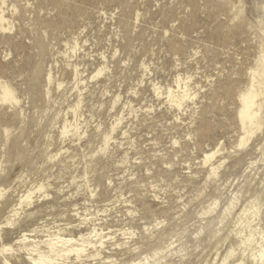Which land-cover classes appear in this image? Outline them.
I'll return each mask as SVG.
<instances>
[{"label": "rangeland", "instance_id": "374dc122", "mask_svg": "<svg viewBox=\"0 0 264 264\" xmlns=\"http://www.w3.org/2000/svg\"><path fill=\"white\" fill-rule=\"evenodd\" d=\"M8 2L18 10L14 17L9 14L11 10L8 13L14 19L13 30L0 33V76L18 89L24 112L0 104V185L12 186L0 205V220L17 195L36 181L49 179L56 188L63 187V193L51 189L47 202L35 203L33 216L23 214L16 229L3 230L4 241H14L20 230L35 225L76 224L73 203L79 210L84 206L91 210L108 208L103 225H130L131 218L126 213L130 205L123 203L125 198L139 210L133 225L141 247L139 253L118 252L120 261L176 241V248L170 252L181 251L162 255L160 264H204L214 262L217 256L222 258L231 245L236 246L233 221L245 202L261 189L264 179L259 150L264 147V137L258 134L248 147L239 149L241 125L236 113L239 89L249 79L248 67L256 63L264 49L262 0H238L243 9L236 22L232 18L234 7L228 0ZM76 37L83 47L73 61L82 62L85 75L95 68L101 54L107 57L110 69L89 83L82 105L87 135L73 143L69 138L63 140L59 132L62 117L75 99L70 90L73 70L60 52L66 49V41ZM143 62L149 71H143ZM50 71L55 79L64 81L60 91L55 84H48ZM178 73L192 74L193 81L204 91L197 108H187L179 114L182 122L176 121L177 111L152 90L153 82L173 85ZM115 95H120L121 104L130 100L136 110L140 109L131 116L124 110L127 136H120L118 144L113 143L105 156L99 151L97 125L102 124L103 131L115 114L121 113V104L110 111ZM6 128L10 130L8 137ZM90 138L93 141L88 143ZM173 139H178L179 144L174 145ZM221 142L228 156L221 169L222 178L205 183L204 152ZM61 148L69 151L49 162L46 155ZM124 151H128L129 158L120 165ZM250 161L256 163L251 165ZM87 166L93 196L81 178ZM236 192L240 198L238 207L221 225V234L215 235L214 228L220 226L224 210ZM118 196L120 201L116 202ZM214 198L220 200L219 207L202 218L203 207ZM190 200L183 209L182 203ZM162 201L174 207L169 215L162 212ZM144 213L147 218L140 220ZM155 218L165 221L152 237L142 226L145 221L154 224ZM262 219L264 226V208ZM201 223L205 229L198 235ZM240 257L238 251L234 259ZM18 258L21 257H12V262L26 264ZM246 264L253 263L247 260Z\"/></svg>", "mask_w": 264, "mask_h": 264}, {"label": "bare ground", "instance_id": "6f19581e", "mask_svg": "<svg viewBox=\"0 0 264 264\" xmlns=\"http://www.w3.org/2000/svg\"><path fill=\"white\" fill-rule=\"evenodd\" d=\"M228 1L233 7H235V4L238 3V0ZM9 10H11V13H9ZM17 10V7L14 4L10 5L8 0H0V33L4 34L13 30L15 24L12 16L14 17V14L17 12ZM262 33L264 34V29H262ZM65 46L66 49L64 51H61L60 53L65 58L67 66L71 67L73 70V82L70 90L75 93V99L70 105H68V110L62 117L61 124L59 126V132L60 137L63 140L69 138L71 142L75 143L82 141L83 138H85L87 135V130L84 129V123L82 122V105L85 101V93L89 89L88 86H90L89 83L104 75L110 68L107 57L105 56V54H101L100 60H98L95 68L91 71L90 74L87 73L88 75H85L84 73L86 71L81 68L82 62L73 61V58L77 56L78 52H80L83 47V45L81 46L79 38L76 37L73 40L66 41ZM117 51L115 52V54L117 53ZM115 54L113 55L115 56ZM141 68L144 72L150 70H148V66L144 62L141 63ZM145 69H147V71ZM247 71L249 79L245 86L241 87L238 92L239 104L236 113L237 119L241 125V131L238 136L237 147L240 144V137L242 136L246 137V147H248L254 137L259 134L258 131L255 135L251 134L253 131V127L255 126L256 129H259L261 126H264V99H262V97H264V49L260 51L256 63L250 65ZM47 81L49 85L55 84L58 91H60L64 86V81L55 79L52 71L48 73ZM173 83V85L166 84V86H162L159 83L153 82L152 90L155 96L158 99H163L171 110L174 109L175 111H177L178 114H175L176 121L182 122V118L179 116L180 113H183L185 110H187V108H197V100L202 91V85L193 81V75L189 73H178ZM134 92L135 91H133V93ZM47 93L50 97L52 93L50 87ZM192 97H195V99H192ZM111 99L110 111H115L117 106L121 104L120 101L122 99L120 95H115ZM15 101H19V103H16ZM21 103L22 100L18 94V89L13 86L9 80L4 79L0 76V104L9 105L12 109L19 108L23 113L24 109L22 108ZM133 104L134 103L130 100H128L127 102L125 101L123 104H121V113L115 114L114 119L105 130L102 131V124L99 123L97 125V132H99V134H96V138L99 137V151L102 155L106 156V154L110 152V147L113 143L118 144V139L120 138V136H122L121 138L124 139L127 136V131H125V127L123 126V122L125 121L124 119H126L124 116V110L127 109L129 111V115L131 116L140 109L139 108L136 110ZM59 115L60 113L57 114L58 117ZM5 134L8 137L10 135V130L6 128ZM188 136H191V134L188 133ZM92 141L93 139L90 138L88 140V143H91ZM173 144L178 145L179 140L173 139ZM48 148L49 147H47V149ZM59 150V152L55 153L49 152L46 155L47 160L49 162H52L57 159L62 152L69 151L68 148L65 150L61 148ZM224 150V144L221 142L218 143L215 147H212L204 152L203 165L207 168L205 183L209 181L220 180L222 178L221 169L226 163L228 157L224 155ZM259 150L262 151L261 160L264 162V147H259ZM127 152L124 151V156L122 155V158H120V160L118 161L120 165L128 161L129 157ZM255 163L256 161H250L251 165ZM168 167L171 168L172 164L168 165ZM0 170H3L2 163H0ZM194 176H196V173L194 174ZM81 178H84L85 183L83 185L90 190L91 196H93L94 188H91V184L88 179V166L86 167L85 176ZM261 184V189L257 190L254 196L245 202L240 211L237 213L235 222L233 221L234 229H232V232L237 237L236 246L231 245L222 258H219V256H217L214 259V262L206 261L204 264H246L247 260H251L253 264H262L261 254L264 253V226L261 222L263 220L262 214L264 208V179L262 180ZM41 185L45 187V192L43 193V195H41V193L36 190ZM152 187L155 186L153 185ZM0 188L5 190L4 198L0 199L1 205L5 197L11 192L12 186L0 185ZM51 189H56L57 192L63 193V187L56 188L54 185H52L49 179L47 181L42 180L32 183L30 187H27V189L17 195V198L10 205L5 218L3 220H0V223L6 224L7 218L10 216L11 212L13 210H17L20 212V216L16 222L15 227L10 228L9 230L16 229V226L20 223V219L22 218L23 214L33 216L34 213H36L34 211H31L35 207L36 202H47L50 199ZM30 193L32 194L31 196H29ZM26 197L28 199H25ZM153 197L156 200L159 199L157 194H154ZM67 198H69V196L65 197V199ZM181 198L182 197H180L179 199ZM21 200H24L23 207H20ZM119 201L120 199L118 196L116 198V202ZM191 202V200L187 203L183 202V209L186 208ZM239 202V193L236 192L233 194L230 202L227 204L224 210V214L219 222L220 226L218 225L214 228L215 235L221 234V225L224 223L225 219L229 215L231 216L233 211H235V209L238 207ZM123 203H126V206H131L127 207L126 209L127 215L131 218L130 225H118V227L116 228L113 225H103L102 220H104V216H107L108 208L91 210L90 207L84 206L82 210H79L80 207H78V204L73 203L72 215L75 217V221L77 222L76 224L72 222L58 224L55 222V225L53 226H48L47 224L35 225L28 230H20L15 240L10 243H6L4 241L2 235L3 230H0V240L2 242L0 248L10 246L15 249V252L11 255L1 256L2 261L7 260L8 264H14L12 262V257L20 256L21 258L18 259H23L25 262H27V264H31V261H28L27 259L28 255L30 254L28 250L34 249V251L31 253L33 256V260L39 258L35 254L36 252L47 255L48 252L45 242L48 240L49 236L55 238V236L59 234L65 240L69 238L78 240L80 236H84L86 237L84 243L95 245L94 248L87 249L88 255L81 256L79 261L76 260L75 256L66 257L65 264H111V262H115V264H160L161 256L169 253L176 248V241H171L166 246H159L153 249L151 252L143 254L140 253L138 256L133 257L126 262H123V260L120 261V259L118 258V252H120L121 254H125L124 250H132L136 253H139V249L141 247L140 245H138L139 238H137L136 226L133 225V223L135 222L134 218L138 215L139 210L135 206H132V200L124 198ZM162 203L164 205L167 202L162 201ZM219 204L220 200L218 198H214L207 207L204 206L200 213L202 218L209 217L217 209V207H219ZM173 208L174 207H172L171 205L166 204L163 206L162 212H165L167 215H169V212L173 210ZM101 215H103V218L100 217ZM146 218V213H144L139 219L144 220ZM99 220H101V222H99ZM154 220V224L145 221L142 226L144 231L150 234L152 237L156 236V229H159V227L165 221H158V218H155ZM204 229V223H201L199 228L197 229V234H201ZM25 232L29 234L26 241L23 238V234ZM93 233H95V235H93ZM226 238H224V240ZM17 242L20 243L17 244ZM180 251L181 250H175L173 252H170V255L177 254ZM238 251L239 253H241V257L234 259L237 256Z\"/></svg>", "mask_w": 264, "mask_h": 264}, {"label": "snow or ice", "instance_id": "6c2138e0", "mask_svg": "<svg viewBox=\"0 0 264 264\" xmlns=\"http://www.w3.org/2000/svg\"><path fill=\"white\" fill-rule=\"evenodd\" d=\"M262 5H264V0H262ZM243 9L242 3L235 4V7L232 11V18L233 22H236L240 19V13ZM147 71V69H145ZM159 94V93H157ZM195 99V97H192ZM264 99V97H262ZM19 103V101H15ZM259 132L261 137H264V126H261L259 129H256L255 126L253 127L252 135H255L256 132ZM107 139V138H106ZM240 149H244L246 147V137H240V144L238 145ZM235 150V149H234ZM215 171V170H213ZM38 192L43 195L45 192V187L41 185L39 188L36 189ZM32 194L30 193L29 196ZM5 196V190L0 188V199H3ZM25 199H28L27 197ZM30 203V200H29ZM24 200H21L20 207H23ZM20 216V212L17 210H13L10 216L7 218V223H0V230L10 229L15 227L16 222ZM28 233L25 232L23 234V238L26 241L28 237ZM95 235V233H93ZM86 237L80 236L78 240H73L71 238L65 240L59 234L55 236V238L49 236L48 240L45 242L46 249L48 254L45 255L40 252H36L35 254L39 257L38 259L33 260L32 252L34 249H29L28 261H31V264H65V258L69 256H75L76 260L79 261L81 256H87L88 252L87 249L94 248L95 245L90 243H84ZM20 242H17L19 244ZM102 246V242H101ZM15 252V249L12 247H2L0 248V256L11 255ZM262 264H264V253L261 254ZM3 264H8L7 260L3 261ZM27 264V262H26ZM111 264H115V262H111Z\"/></svg>", "mask_w": 264, "mask_h": 264}]
</instances>
